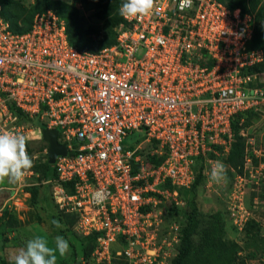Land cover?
<instances>
[{"label": "built area", "instance_id": "1", "mask_svg": "<svg viewBox=\"0 0 264 264\" xmlns=\"http://www.w3.org/2000/svg\"><path fill=\"white\" fill-rule=\"evenodd\" d=\"M179 4L157 0L148 16H121L115 41L95 51L69 41L54 9L35 12L25 30L0 13V131L30 142L43 127L58 130L66 146L52 164L58 202L78 234H96L92 264H171L183 221L175 210L187 205L181 190L196 166L204 174L210 156L228 153L238 115L239 124L248 112L264 116V71H251L263 58L253 15L220 0ZM240 135L243 165L232 169L226 208L239 231L253 218L246 195L264 210V149ZM101 188L108 199L96 205L91 193Z\"/></svg>", "mask_w": 264, "mask_h": 264}, {"label": "rangeland", "instance_id": "2", "mask_svg": "<svg viewBox=\"0 0 264 264\" xmlns=\"http://www.w3.org/2000/svg\"><path fill=\"white\" fill-rule=\"evenodd\" d=\"M20 1L30 7L33 6L35 0ZM64 1L78 9L86 24H95L104 30L106 23L97 17L98 9L94 2ZM78 3H81L80 7ZM241 122L239 134L241 130H244L246 134L253 136L257 144L264 149V116H243ZM132 140V138L128 139L129 142ZM46 150L47 143L42 138L27 142V152L34 159V167L30 169L33 174L26 176L24 184L19 189L17 185L9 184L7 180L0 185V255L5 264H15L12 257L21 248L26 247L28 240L36 235H44L52 246L51 242L59 235L68 240L70 251L64 257L58 255L57 264H92L91 253L84 254V250L91 247L92 242L76 232L74 215L68 213L66 207H61L58 202L62 193L59 191L60 185L56 181L52 164L48 163ZM210 158L214 162L222 161L227 166V182L220 185L210 182L211 165L207 164V172L202 175L196 189L187 192V196L189 199L194 198L197 202L202 224L210 214L221 211L225 217L224 239L234 240L244 247L245 243L250 241L249 237L245 235L244 230L234 229L225 215L234 179L232 168L227 163V154L219 152ZM245 202L248 216L253 215V219L257 222L251 231L258 232L264 237V210L249 205L247 195ZM8 205L11 207L9 208ZM53 220L58 221L62 227L57 228L52 223ZM202 224L193 236L195 243L199 242ZM239 253V259L244 264H264V250L259 246L256 247L249 243V246L244 247Z\"/></svg>", "mask_w": 264, "mask_h": 264}, {"label": "trees", "instance_id": "3", "mask_svg": "<svg viewBox=\"0 0 264 264\" xmlns=\"http://www.w3.org/2000/svg\"><path fill=\"white\" fill-rule=\"evenodd\" d=\"M82 1L94 2V5L98 9L96 12L97 17L106 23L104 30L98 25L86 24L78 9L64 0H35L33 6L30 7L23 4L20 0H0V13L12 29L25 30L30 26L35 12L51 8L65 20L69 41L77 48L95 51L112 44L115 41L114 27L122 21L119 7L125 0ZM220 1L231 8L239 7L244 13L253 15L254 34L252 45L262 49L263 58L251 67V71H264V0ZM252 115H256V113L248 112L245 116L250 117ZM241 116V114L238 115L232 123L233 140L227 153L229 167L238 172L242 170L245 149L244 138L239 134V119ZM203 167L202 162L198 163L193 183L189 188L181 190V193L186 197L187 205L185 208L175 210V212L183 215V221L178 251L173 257L171 264H244L239 259V252L244 247H248L249 243L256 247L259 246L264 250V237L258 232L251 231L257 222L253 218H250L242 229L250 240L245 243L244 247L234 240H225V217L221 211L210 214L209 217L203 220L202 224L198 204L194 198H188L187 192L196 189L203 175ZM225 215L228 218L226 211ZM75 221L76 218L74 216ZM201 224L203 228L201 227L200 230L199 242L195 243L193 236L199 231ZM232 227L236 229L234 226ZM82 237L92 242L91 247L84 250V254L88 255L94 247L96 234L92 233ZM0 264H5L1 255ZM113 264H121V261L114 260Z\"/></svg>", "mask_w": 264, "mask_h": 264}, {"label": "clouds", "instance_id": "4", "mask_svg": "<svg viewBox=\"0 0 264 264\" xmlns=\"http://www.w3.org/2000/svg\"><path fill=\"white\" fill-rule=\"evenodd\" d=\"M157 6V0H125L119 7V14L128 20L148 16ZM181 10L192 7V0H180ZM32 135L0 131V185L5 180L9 184L20 185L30 169L34 167V159L27 152V142L34 139ZM227 166L222 161L212 163L210 182L217 185L227 182ZM105 189H97L91 193V201L96 205H103L108 199ZM52 223L60 228L62 225L53 220ZM44 235H36L21 248L12 259L15 264H57L58 255L64 257L69 253V242L62 236H56L51 242Z\"/></svg>", "mask_w": 264, "mask_h": 264}, {"label": "water", "instance_id": "5", "mask_svg": "<svg viewBox=\"0 0 264 264\" xmlns=\"http://www.w3.org/2000/svg\"><path fill=\"white\" fill-rule=\"evenodd\" d=\"M42 139L47 143L46 154L48 163L53 164L57 155L66 153V146L57 142L58 130L55 128H42Z\"/></svg>", "mask_w": 264, "mask_h": 264}]
</instances>
